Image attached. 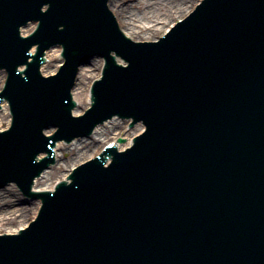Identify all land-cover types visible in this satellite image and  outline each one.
<instances>
[{
	"label": "water",
	"instance_id": "1",
	"mask_svg": "<svg viewBox=\"0 0 264 264\" xmlns=\"http://www.w3.org/2000/svg\"><path fill=\"white\" fill-rule=\"evenodd\" d=\"M200 1L0 0V66L11 94L0 96L21 114L19 131L0 141V180L25 181L46 167L50 155L34 161V149L51 152L50 138L40 133L46 124L87 135L121 114L147 127L122 153L116 150L130 146L141 124L127 130V121L113 119L88 139L56 143L53 164L33 178L34 191L53 190L107 143L115 148L104 152L112 155L107 167L96 157L70 176L71 184L43 195L46 210L27 230L0 236V264H264V0H205L196 15L203 21L188 18L159 42L135 43L163 36ZM208 9L216 16L209 19ZM31 20L39 21L34 35L21 37L18 27L25 35ZM59 37L69 42L65 64L41 78L40 56ZM112 39L127 67L110 55ZM36 40L41 48L23 77L16 68L28 62ZM99 53L106 68L94 104L72 117L70 111L77 116L89 107L88 87L103 57L84 60ZM64 58L51 49L41 74L56 72ZM5 77L0 69V88ZM11 119L1 101L0 131ZM24 137L27 145L16 148ZM6 145L10 152L2 154ZM29 161L36 169L24 174ZM39 205L14 185L0 189V234L24 229Z\"/></svg>",
	"mask_w": 264,
	"mask_h": 264
}]
</instances>
